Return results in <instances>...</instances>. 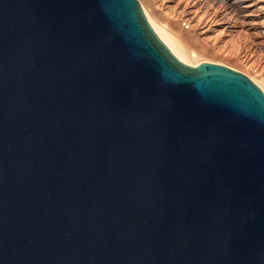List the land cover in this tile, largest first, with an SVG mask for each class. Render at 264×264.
Returning <instances> with one entry per match:
<instances>
[{
	"label": "water",
	"instance_id": "1",
	"mask_svg": "<svg viewBox=\"0 0 264 264\" xmlns=\"http://www.w3.org/2000/svg\"><path fill=\"white\" fill-rule=\"evenodd\" d=\"M0 264H264V92L139 0H0Z\"/></svg>",
	"mask_w": 264,
	"mask_h": 264
},
{
	"label": "bare ground",
	"instance_id": "2",
	"mask_svg": "<svg viewBox=\"0 0 264 264\" xmlns=\"http://www.w3.org/2000/svg\"><path fill=\"white\" fill-rule=\"evenodd\" d=\"M139 2L157 35L181 61L225 65L264 87V0Z\"/></svg>",
	"mask_w": 264,
	"mask_h": 264
},
{
	"label": "rangeland",
	"instance_id": "3",
	"mask_svg": "<svg viewBox=\"0 0 264 264\" xmlns=\"http://www.w3.org/2000/svg\"><path fill=\"white\" fill-rule=\"evenodd\" d=\"M239 72H241V73H243V74H245L246 76H248L259 88H261V90L264 92V87H262V85H260V83H258L256 80H254V79H252L247 73H245V72H243V71H239ZM254 72H256L255 74L256 75H258L257 73H259V72H257V71H254ZM254 72H253V74H254ZM254 74V75H255ZM261 74H263V76H264V72L263 73H261Z\"/></svg>",
	"mask_w": 264,
	"mask_h": 264
}]
</instances>
